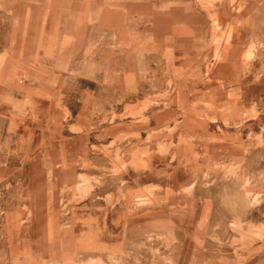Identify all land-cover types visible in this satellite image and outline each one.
I'll list each match as a JSON object with an SVG mask.
<instances>
[{
    "label": "rangeland",
    "instance_id": "1",
    "mask_svg": "<svg viewBox=\"0 0 264 264\" xmlns=\"http://www.w3.org/2000/svg\"><path fill=\"white\" fill-rule=\"evenodd\" d=\"M102 1L0 0L4 59L86 35L57 132L0 105V264H264V0H185L202 18L176 44L124 22L163 24L153 53L103 31Z\"/></svg>",
    "mask_w": 264,
    "mask_h": 264
},
{
    "label": "crops",
    "instance_id": "2",
    "mask_svg": "<svg viewBox=\"0 0 264 264\" xmlns=\"http://www.w3.org/2000/svg\"><path fill=\"white\" fill-rule=\"evenodd\" d=\"M124 1L126 0H103L99 4L102 7L99 20L102 22L101 26L105 33L112 32L119 39L129 35V51L133 53L137 52L139 41L145 48V52L159 51L160 41L155 40L154 37L165 36L161 34L163 24L155 23L150 29L139 34L137 30L132 29L127 33L124 22H171L167 25L171 39L165 43L176 44L180 37H184L183 23L202 18L201 12H195V9L189 7L185 0ZM126 5L131 7V10H124ZM71 32L73 33L65 35V43L64 39L61 41L62 48L57 54V62L53 65L36 63L35 66H27L12 59L0 57V105L7 115L14 117V120L22 117L37 118L43 122L47 130L57 132L60 127L58 119L74 115L70 105L72 100H69L65 87L70 83L74 84V80H77L78 77L73 73L78 70V67L68 63L67 50L70 47H83L86 35L82 29ZM143 36H146L145 43L141 42ZM131 67L137 69L134 62ZM26 79L33 81V86H28L25 83ZM26 126L29 132H36L34 127ZM115 244V241L106 242L104 247L110 248ZM107 254L109 253L104 255ZM113 256L116 259L117 256Z\"/></svg>",
    "mask_w": 264,
    "mask_h": 264
}]
</instances>
